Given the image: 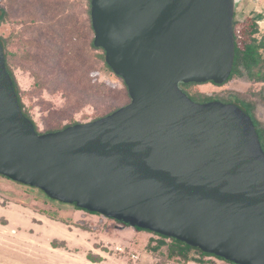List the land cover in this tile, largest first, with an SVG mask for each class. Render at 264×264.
Segmentation results:
<instances>
[{"label":"water","instance_id":"1","mask_svg":"<svg viewBox=\"0 0 264 264\" xmlns=\"http://www.w3.org/2000/svg\"><path fill=\"white\" fill-rule=\"evenodd\" d=\"M240 2L90 0L93 45L129 102L55 131L23 114L0 39V176L227 262L264 264L254 123L234 102H197L179 86L229 80Z\"/></svg>","mask_w":264,"mask_h":264},{"label":"rangeland","instance_id":"2","mask_svg":"<svg viewBox=\"0 0 264 264\" xmlns=\"http://www.w3.org/2000/svg\"><path fill=\"white\" fill-rule=\"evenodd\" d=\"M4 0L1 4L6 10L4 20L0 24V36L6 39V50L8 51L7 63L12 68L16 80L22 90V101L27 107L30 116L37 125L40 132L49 129L61 128L63 125L73 122H86L109 111L107 104L111 103L114 107L125 105L129 102L127 92L124 89L122 80L115 74H112L100 67L94 68L88 73L92 82L102 83L99 91H107L110 88L114 93L110 97L93 96L95 103L78 105L76 102V93L68 95L71 88V77L66 76L63 79L66 89L53 91V86L57 82L55 75H48L40 69L37 63L27 59L28 40H34L37 37V25L30 20L36 14L42 16L44 29H55L57 21H62L63 25L68 22V27L77 26L78 20L86 19V0ZM29 1V2H28ZM60 2L63 13L52 18L50 13L45 16L42 11L45 7H51L53 2ZM258 3L260 2L257 0ZM44 2L43 10L39 11V3ZM259 4L258 9L264 11V0ZM239 5L235 11V19L238 22V42L245 36L239 25L241 23V11ZM40 22V21H39ZM260 36L264 31L263 21L258 22ZM52 26V27H51ZM48 29V30H49ZM242 32V33H241ZM41 41V40H40ZM35 50L31 49V53ZM38 73L45 89L38 90L34 86V77L32 73ZM264 83L248 81L244 78H232L224 84L217 85L212 82L193 83L186 88L189 93L203 94L205 96L225 98L228 94L238 92L242 97L255 103L254 113L256 117L264 122V102L258 96ZM76 92V91H75ZM101 102V103H100ZM0 205L13 211L17 206L26 207L24 210L16 209L15 213H23L27 220L33 219L40 222L37 213H47L54 219L71 224L75 227H81L93 232L86 236L87 242L97 239L96 246L102 247L104 236H110L113 240L108 246L114 243L126 245L124 253L128 248L135 251H143V247L152 248L156 243L162 241L163 244L156 251H150L156 258L155 262H170L172 264H233L216 256L201 257L200 254L190 249L187 257L183 258L177 253H171L168 249V242L162 237L152 232L139 231L129 226H122L120 223L107 219L96 213H91L82 209H76L74 206L62 204L47 198L40 190L18 184L7 178L0 176ZM2 212L0 210V262L4 264H71L72 257L63 253L53 252L47 246L42 247L45 241L43 233L39 229L29 227V223L18 221L11 212ZM13 221V222H12ZM15 221H17L15 223ZM42 239V240H41ZM44 239V241H43ZM50 239H46V244ZM84 248V247H83ZM106 249L108 247H105ZM80 248H74L78 251ZM84 252L86 248L82 249ZM51 251V252H50ZM201 260V261H200Z\"/></svg>","mask_w":264,"mask_h":264},{"label":"trees","instance_id":"3","mask_svg":"<svg viewBox=\"0 0 264 264\" xmlns=\"http://www.w3.org/2000/svg\"><path fill=\"white\" fill-rule=\"evenodd\" d=\"M30 1V0H29ZM28 1V2H29ZM4 2V0H0V6ZM21 4V0L19 1ZM38 6L39 11L43 10L44 2L39 3ZM23 6V2L21 4ZM52 6L44 8L42 13L47 16V13H50L52 18L59 16L63 13L62 7H60V2H53ZM86 19L80 21L78 20V25L74 27L67 28L68 22H65L64 25L62 21L59 19L57 21V26L55 29H44V25L42 24L43 18L40 17L39 14L33 16L30 20L31 23H35L37 25V37L34 40H28L26 43L28 45L29 54L26 56L27 59H30L33 63H37L40 66V69L46 72L48 75H55V79L57 82L53 86L54 90L66 89L65 83L63 79L68 76L71 77V88L69 90L68 95L71 93H76V102L78 105L83 104H91L97 102V100L93 99V96L99 97H110L114 93V90L110 88L107 91H99L102 83L92 82V80L88 77V73L97 68L98 65L100 67L110 73L113 74L111 69L105 62L104 51L102 48L95 47L93 45V30L91 26L90 20V0H86ZM6 15V10L1 7L0 8V24L4 20ZM263 17L262 14L252 13L246 19L239 24L243 30L244 38L241 39V43L239 44V34L238 29L236 28V24L238 23L234 18L233 21V30H234V60L232 66V72L229 76V80L232 78H244L248 81L253 82H261L264 83V31L258 36L260 29L258 25V21ZM40 21V22H39ZM52 27V26H51ZM49 29V30H48ZM242 33V32H241ZM0 39L4 46L5 53V64L9 75L11 76L14 86L17 92L19 105L22 109V112L25 116H27L33 123L37 129V125L29 114L27 107L22 101V90L19 87V84L16 80V76L9 67L7 63L8 51L6 50V39L0 36ZM41 40V41H40ZM31 49L35 51L31 53ZM35 81L34 86L38 90L45 89V84L41 80L40 74L34 72L32 73ZM123 82V81H122ZM193 83H179L180 88L194 101L197 102H206L210 101L212 98H217L223 102H234L238 104L242 109L246 111V113L251 117L254 126L256 128L259 141L262 149L264 150V122L258 120L254 114L255 103L249 99L242 97L238 92H232L228 94L225 98L220 97H212L205 96L203 94H193L189 93L186 88ZM224 84V83H223ZM124 85V83H123ZM124 89L127 92V89L124 85ZM76 91V92H75ZM127 96L129 98L128 92ZM258 96L264 102V86H262L261 90L258 92ZM101 103V102H100ZM110 108L109 111L102 114L101 116L107 115L117 109L118 107H114L111 103L107 104ZM120 107V106H119ZM99 116V117H101ZM98 118V117H96ZM75 123V122H73ZM71 123V124H73ZM68 125V124H66ZM63 125L61 128H63ZM61 128L49 129L48 131H55ZM40 132V131H38ZM78 209L77 207H75ZM122 226H127L121 224ZM139 231H143L139 228H134ZM155 234V233H154ZM164 238V236L159 235ZM175 244H184V247H180L178 251L171 246H168L169 252L177 253L179 256L186 258L187 252L190 249L196 250L201 257L213 256L207 253L200 251L199 249L193 248L185 243L177 241L172 238ZM163 244L162 241L156 243L152 248H149V245L146 247L148 251H156ZM222 259V258H220ZM201 261V260H200Z\"/></svg>","mask_w":264,"mask_h":264},{"label":"crops","instance_id":"4","mask_svg":"<svg viewBox=\"0 0 264 264\" xmlns=\"http://www.w3.org/2000/svg\"><path fill=\"white\" fill-rule=\"evenodd\" d=\"M241 0L239 10L241 11V18H245L246 16H250L252 13L262 14V21L264 25V11L258 9L259 4H262V0ZM259 20V21H261ZM258 21V22H259ZM264 53V52H263ZM23 207L17 206L16 209ZM26 210V207H23ZM0 210L4 213L9 212L10 210L4 206L0 205ZM20 210H23L22 208ZM10 211V215H14L15 219L18 221H25L29 223V227L39 229L42 231L43 236L45 237L44 243H42V247L47 246L54 253L55 251L58 253H63L72 257L71 264H156L157 258L148 251L145 247H143V251L138 252L131 248L124 252H118L116 248H120L123 251L126 245H121L119 243H114L111 246L108 244L113 240L110 236H104L102 238L103 245L102 247H98L95 245L97 239H92V242H87L85 239L86 236L91 235L93 232L83 229L81 227H75L71 224L65 223L63 221L52 218L49 215H42L37 213V217L40 220L39 223L35 222L33 219L27 220L24 217L23 213H15ZM13 222V221H12ZM17 221H15L16 223ZM6 226V225H4ZM4 226L0 225V227ZM46 239H50L46 244ZM42 240V239H41ZM80 248L78 251H74V248ZM86 248L85 252L82 250ZM105 247H108L107 249ZM136 254L137 258H131V254ZM0 264H4L1 263Z\"/></svg>","mask_w":264,"mask_h":264},{"label":"flooded vegetation","instance_id":"5","mask_svg":"<svg viewBox=\"0 0 264 264\" xmlns=\"http://www.w3.org/2000/svg\"><path fill=\"white\" fill-rule=\"evenodd\" d=\"M234 18H235V14H234ZM243 21V19H241V22ZM211 100H218L217 98H212ZM254 109H255V107H254ZM255 114V113H254ZM256 116V115H255ZM257 118V117H256ZM258 119V118H257ZM259 120V119H258ZM11 181V180H10ZM13 182V181H12ZM15 183H17V182H15ZM18 184H20V183H18ZM38 213H40V214H42V215H48L47 213H44V212H39L38 211ZM40 221V220H39ZM35 222H37V221H35ZM37 223H39V222H37ZM166 242H168V245L169 246H171V247H173L174 249H175V251H178L179 250V248L181 247H184L183 245L184 244H175L174 243V241L172 240V238H168V237H164L163 238Z\"/></svg>","mask_w":264,"mask_h":264},{"label":"built area","instance_id":"6","mask_svg":"<svg viewBox=\"0 0 264 264\" xmlns=\"http://www.w3.org/2000/svg\"><path fill=\"white\" fill-rule=\"evenodd\" d=\"M116 250H117L118 252H124V251H123L122 249H120V248H116ZM130 257L136 259V258H137V255L133 253V254L130 255ZM157 264H172V263L166 261L165 263H164V262H160V263H157Z\"/></svg>","mask_w":264,"mask_h":264}]
</instances>
